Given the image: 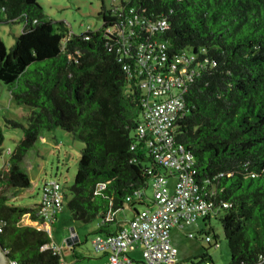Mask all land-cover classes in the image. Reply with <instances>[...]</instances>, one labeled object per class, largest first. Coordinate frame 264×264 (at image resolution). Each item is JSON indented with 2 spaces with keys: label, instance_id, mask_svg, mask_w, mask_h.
Listing matches in <instances>:
<instances>
[{
  "label": "trees",
  "instance_id": "trees-1",
  "mask_svg": "<svg viewBox=\"0 0 264 264\" xmlns=\"http://www.w3.org/2000/svg\"><path fill=\"white\" fill-rule=\"evenodd\" d=\"M141 3L167 17L170 49L204 47L213 64L185 95L190 108L176 140L191 153L197 178L214 188L228 264H264V0ZM98 14L108 20L107 8ZM0 21L24 23L8 50L0 40V82L16 104L30 108L25 126L9 122L22 134L0 169V245L17 264H62L59 253L40 250L49 242L45 230L19 225L25 215L39 220L36 205L9 204L10 190L30 186L20 163L42 130L61 128L81 141L66 204L82 223L108 215L98 225L103 233L125 203L133 214L136 204L147 205L144 194L134 197L148 181L146 159L129 148L139 92L107 51L103 23L79 35L56 32L36 0H0ZM2 142L0 127V155ZM216 238L206 243L216 247Z\"/></svg>",
  "mask_w": 264,
  "mask_h": 264
},
{
  "label": "built area",
  "instance_id": "built-area-1",
  "mask_svg": "<svg viewBox=\"0 0 264 264\" xmlns=\"http://www.w3.org/2000/svg\"><path fill=\"white\" fill-rule=\"evenodd\" d=\"M141 1L110 0L108 20L102 23L107 51L121 66L127 82L139 92V118L129 148L149 162L144 173L147 179L153 178L152 197L150 204L137 210L116 231L91 238L93 250L106 254L103 264H134L129 252L135 250L140 251L143 264H177L170 229L196 224L198 219L218 213L211 201L214 188L208 186L207 178H197L191 153L176 140L179 123L190 108L185 95L195 78L213 64L204 47L170 49L163 38L169 29L167 17L147 12ZM170 176L175 178L171 189ZM135 193L137 198L145 195L137 191L134 197ZM63 199L59 182L44 181L36 204L39 220L50 226L61 211ZM109 219L105 215L100 221ZM2 230L0 220V233ZM204 234L203 241L209 242L210 236ZM188 237H194L193 233ZM46 249L59 253L50 240L40 247ZM200 260L212 264L205 258ZM6 264L17 262L8 259Z\"/></svg>",
  "mask_w": 264,
  "mask_h": 264
},
{
  "label": "rangeland",
  "instance_id": "rangeland-1",
  "mask_svg": "<svg viewBox=\"0 0 264 264\" xmlns=\"http://www.w3.org/2000/svg\"><path fill=\"white\" fill-rule=\"evenodd\" d=\"M36 1L46 19L51 21L56 32L65 35L68 32L79 35L86 30L93 31L101 26L102 19L98 13L101 10V6L108 7L110 0ZM23 25L22 21L14 23L0 21V40L6 50L13 45ZM127 89L125 86L124 92H127ZM29 112L30 108L28 106L18 105L14 102L6 85L0 82V127L3 134L0 169L9 157L7 149L12 150L22 134L20 127L12 126L9 122L13 121L25 126ZM130 135H133V131L130 132ZM82 146L83 143L81 141L61 128H55L50 131L42 130L41 136L37 138L33 147L27 151L20 163L21 169L31 179L30 186L18 191L10 190L7 195L11 197L9 204L32 207L40 200L44 181L56 180L59 182L65 196L61 212L57 216V220L51 224V232L48 233L49 240L57 242L64 249H67L68 246L64 239L70 234V228H72L80 236V239H78L81 243L78 244L77 248L81 249L80 252L84 256L76 264H93L94 260L92 258L95 251L90 241L95 234L99 233L94 231L100 219L97 217L87 223L73 220L66 204L70 198L68 189L72 184L73 176L77 169V160ZM144 164L148 165L149 162L145 161ZM174 181V177H168L169 189L172 188ZM152 183L153 178H148L144 188L145 201L149 204L152 197ZM13 193L15 195L12 197ZM134 207L136 210H140L144 205L136 204ZM132 216L133 210L125 203L121 209L114 213L113 217L118 223L126 222ZM196 223V225H185L181 229L176 226L170 229L171 244L177 249V264H203L199 258L201 254L208 256L213 264H228L229 248L218 218L211 215L209 220L198 219ZM19 225H27L39 229L40 221L25 215L20 219ZM204 232L210 236L213 234L217 236L218 245L216 247L210 246L203 241ZM188 233H193L194 237H188ZM69 247H72V245ZM129 255L135 259V264H143L139 250L129 252Z\"/></svg>",
  "mask_w": 264,
  "mask_h": 264
},
{
  "label": "crops",
  "instance_id": "crops-1",
  "mask_svg": "<svg viewBox=\"0 0 264 264\" xmlns=\"http://www.w3.org/2000/svg\"><path fill=\"white\" fill-rule=\"evenodd\" d=\"M40 136H41V134H40ZM43 139H44V137H42ZM25 157V156H24ZM24 157H23V159H24ZM29 177V176H28ZM30 179V178H29ZM30 184H31V179H30ZM36 205V204H35ZM34 206V205H33ZM32 206V207H33ZM61 212V211H60ZM60 214V213H59ZM58 214V215H59ZM57 215V216H58ZM57 220V217H56V219H55V221ZM54 223V222H53ZM52 223V224H53ZM122 224H124V221L123 222H116V223H113V224H110V225H108L106 228H104V232L103 233H101V232H99V233H101V234H105V232L106 233H111V232H114V231H116L117 229H118V227L120 226V225H122ZM197 224V223H196ZM195 224V225H196ZM98 225H99V223H97V225H96V229H95V231L94 232H98L97 231V229H98ZM177 228H179V227H177ZM181 228H183V227H181ZM181 228H179V229H181ZM40 229H43V230H45L47 233H50L51 232V225L50 226H48V225H46V224H44V223H42V222H40ZM70 230H72L73 231V234L74 235H76L77 236V238H79L80 239V236H79V234H78V232H75L72 228H70ZM66 239V238H65ZM64 239V240H65ZM79 239H78V241H77V243H75L74 245H72V247H68L67 249H64L63 247H62V245H60L59 243H57V242H54V241H50V242H52L56 247H58L59 248V254H61L60 255V257H61V262H62V264H76L78 261H80V260H82L83 258H84V256L81 254V252H80V250L77 248V246H78V244H80L81 243V241H79ZM133 259V258H132ZM92 260H94V263L93 264H103L105 261H106V254L105 253H94L93 254V258H92ZM134 260V264L136 263L135 262V259H133Z\"/></svg>",
  "mask_w": 264,
  "mask_h": 264
},
{
  "label": "water",
  "instance_id": "water-1",
  "mask_svg": "<svg viewBox=\"0 0 264 264\" xmlns=\"http://www.w3.org/2000/svg\"><path fill=\"white\" fill-rule=\"evenodd\" d=\"M77 241H78L77 236L73 234L72 230H70V234L66 237L64 242L69 247V246L74 245L75 243H77ZM7 260H8V258H7V255L5 254V250L0 245V264H6Z\"/></svg>",
  "mask_w": 264,
  "mask_h": 264
}]
</instances>
